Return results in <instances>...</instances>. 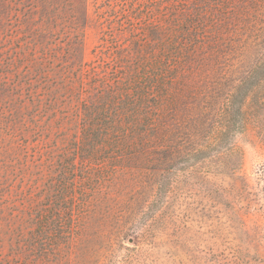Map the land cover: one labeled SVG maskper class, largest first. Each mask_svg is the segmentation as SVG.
I'll list each match as a JSON object with an SVG mask.
<instances>
[{
  "label": "rangeland",
  "instance_id": "374dc122",
  "mask_svg": "<svg viewBox=\"0 0 264 264\" xmlns=\"http://www.w3.org/2000/svg\"><path fill=\"white\" fill-rule=\"evenodd\" d=\"M137 1L0 0V238L56 141L64 79ZM222 18L196 97L169 121L170 150L145 142L101 185H78L91 209L74 212L50 264H264V0H229ZM18 242L5 236L0 264H24Z\"/></svg>",
  "mask_w": 264,
  "mask_h": 264
},
{
  "label": "trees",
  "instance_id": "16d2710c",
  "mask_svg": "<svg viewBox=\"0 0 264 264\" xmlns=\"http://www.w3.org/2000/svg\"><path fill=\"white\" fill-rule=\"evenodd\" d=\"M228 1L141 0L115 11L117 26L108 32L106 50L64 79L56 141L34 161L32 184L19 200L23 208L14 206L1 231L0 244L5 236L9 242L19 238L12 248L22 258L14 260L53 261L60 239L73 234L74 212L91 209L89 190L75 203L78 185L85 189L94 177L99 181L106 165L115 170L130 164L145 142L154 154L170 150L169 121L196 97L195 79L209 59V46L218 43Z\"/></svg>",
  "mask_w": 264,
  "mask_h": 264
}]
</instances>
